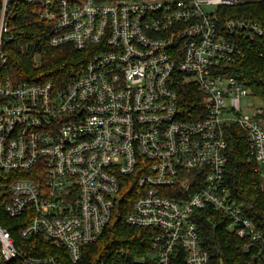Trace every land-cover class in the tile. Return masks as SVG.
<instances>
[{
    "label": "built area",
    "instance_id": "built-area-1",
    "mask_svg": "<svg viewBox=\"0 0 264 264\" xmlns=\"http://www.w3.org/2000/svg\"><path fill=\"white\" fill-rule=\"evenodd\" d=\"M241 3L26 0L35 30L24 41L14 33L21 1L0 0V170L18 176L3 210L20 226L14 235L0 224V264H80L125 192L134 198L127 223L152 234L147 252H120L124 264H172L177 251L187 264H211L193 217L210 207L264 261V234L225 183V126H239L264 164L262 109L241 113L252 93L230 74L264 28L218 13ZM68 44L98 48L68 84L9 72L7 46L40 66L46 47ZM189 85L199 90L190 118L180 106ZM40 236L63 254L44 255Z\"/></svg>",
    "mask_w": 264,
    "mask_h": 264
},
{
    "label": "trees",
    "instance_id": "trees-1",
    "mask_svg": "<svg viewBox=\"0 0 264 264\" xmlns=\"http://www.w3.org/2000/svg\"><path fill=\"white\" fill-rule=\"evenodd\" d=\"M19 11L22 12L15 22L14 30L18 39L26 41L32 37L35 27L33 18H26L29 10L26 0H20ZM29 12V11H28ZM218 13L224 18H244L259 22L264 28V0H242L236 6H220ZM32 21V22H31ZM98 48L90 47L86 50H77L73 45H63L58 48L46 47L42 64L36 66L31 56L7 46L9 57V72L18 82L46 83L53 82L65 85L94 56ZM230 74L235 76L244 86L251 90L252 96L263 102L262 114L264 122V41L259 40L256 46L247 48L245 57L234 65ZM199 99V90L195 85L180 91V106L184 117H191ZM227 141L226 156L228 163L225 169V183L231 198L243 209L245 217L264 234V180L258 164L249 154V143L245 133L237 125L225 126ZM16 174H6L0 170V224L17 235L19 224L10 219L3 210L8 197L9 188ZM126 191V190H125ZM124 191V192H125ZM134 198L131 193L117 202L113 218L106 227L104 235L95 243L84 248V259L80 264H93L95 261L107 260V264H124L127 260L120 256L121 251L130 255L143 254L151 245L152 231L143 227L127 223L126 217L133 207ZM193 217L200 233V241L211 256V264H264L259 254V247L247 249L250 240L239 237L229 227L230 218L221 211L213 208L196 210ZM32 239L29 244L32 243ZM44 255L63 254L49 245L44 236H40ZM32 254H38L31 250ZM65 256V254H64ZM66 264H72L66 261ZM172 264H187L184 253L177 251Z\"/></svg>",
    "mask_w": 264,
    "mask_h": 264
},
{
    "label": "rangeland",
    "instance_id": "rangeland-1",
    "mask_svg": "<svg viewBox=\"0 0 264 264\" xmlns=\"http://www.w3.org/2000/svg\"><path fill=\"white\" fill-rule=\"evenodd\" d=\"M242 114L254 115L256 110L263 107V102L260 98L248 96L242 99ZM260 171L264 180V164L260 165ZM96 262V261H95Z\"/></svg>",
    "mask_w": 264,
    "mask_h": 264
}]
</instances>
